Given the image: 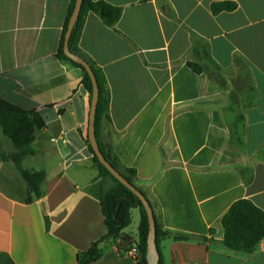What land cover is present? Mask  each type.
<instances>
[{
  "label": "crops",
  "instance_id": "1",
  "mask_svg": "<svg viewBox=\"0 0 264 264\" xmlns=\"http://www.w3.org/2000/svg\"><path fill=\"white\" fill-rule=\"evenodd\" d=\"M95 1L122 9L113 27L90 13L79 44L111 96L99 138L136 172L165 233L160 264H264V241L231 251L222 224L241 199L264 211V0ZM224 2L237 8L215 14ZM70 3L0 0V99L46 124L23 161L46 173L41 198L28 203L20 170L0 158V264H77L107 233L92 192L110 185L90 150L91 95L57 57ZM16 151L0 129V155ZM138 244L128 227L90 264H140Z\"/></svg>",
  "mask_w": 264,
  "mask_h": 264
},
{
  "label": "trees",
  "instance_id": "2",
  "mask_svg": "<svg viewBox=\"0 0 264 264\" xmlns=\"http://www.w3.org/2000/svg\"><path fill=\"white\" fill-rule=\"evenodd\" d=\"M76 2L77 0H71L64 26L61 48L57 57L81 70L83 74L82 84L90 93L92 100L93 84L88 72L82 65L72 61L64 53L65 37L70 20L75 11ZM236 8L237 5L235 3L229 2L217 3L212 7L215 14L222 11H234ZM90 13L98 15L105 24L113 27L122 16V9L102 1L84 0L81 13L71 33L69 47L71 52L82 57L90 64L99 84L100 96L97 105L95 126L96 138L100 149L107 161L119 171L125 179L137 187L135 183V170L123 169L119 159L113 151L112 145L102 143L99 138L103 123L105 121H110L109 107L111 96L107 88L105 75L79 48L85 22ZM188 65L198 74L203 73L205 70V67L200 64L188 63ZM45 125L44 120L35 111L23 110L0 99V129H2L4 134L13 141L17 149L16 153L12 156L8 157L5 154H1L0 158H11L20 170L24 180L29 186L28 203H32L35 199H39L43 196L44 193L41 187L46 179V173L44 171L37 172L25 170L23 168V161L27 156L34 153L32 143L35 140L36 132L38 129H43ZM90 150L94 155V165L98 169L100 177L104 182L108 181L110 185L109 188H105L102 185L92 189V192L101 202L107 233L99 241L95 242L87 252L79 256L77 264H90L99 260L101 257L99 244L106 239L122 237L123 231L132 223V210L134 208H138L141 214L138 244L140 264H149L147 258L149 220L145 207L131 190L118 181L107 168L99 162L91 146ZM138 189L141 191L140 188ZM222 224L225 230L224 245L231 251L251 254L255 252L264 241V211L248 199L236 201L224 215ZM156 235L157 244L159 246L160 239L165 233L161 231L157 223ZM175 238L180 240L191 239L190 236L184 235H177Z\"/></svg>",
  "mask_w": 264,
  "mask_h": 264
},
{
  "label": "water",
  "instance_id": "3",
  "mask_svg": "<svg viewBox=\"0 0 264 264\" xmlns=\"http://www.w3.org/2000/svg\"><path fill=\"white\" fill-rule=\"evenodd\" d=\"M83 1L84 0H77V2H76L75 11H74L73 16L70 20L68 31H67V34L65 37L64 53L69 59H71L72 61H74L80 65H82L85 68V70L88 72V74L92 80L93 95H92V110H91V116H90V129H89L90 144H91V147H92L96 157L98 158L99 162L104 167H106L107 170L118 181H120L129 190H131L133 192V194H135L139 198L142 205L145 207L147 215H148V220H149V236H148V255H147V258H148L149 264H160V252L158 249L157 235H156V219H155V214H154L153 208H152L149 200L145 197V195L137 187H135L127 179H125L124 176L119 171H117L107 161V159L103 155V153L100 149V146L98 144L97 138H96V126H95L97 105H98L99 96H100L99 84H98L97 78H96L90 64L85 59H83L82 57L71 52L70 47H69V40L71 37V33L73 31L75 22L81 13Z\"/></svg>",
  "mask_w": 264,
  "mask_h": 264
},
{
  "label": "rangeland",
  "instance_id": "4",
  "mask_svg": "<svg viewBox=\"0 0 264 264\" xmlns=\"http://www.w3.org/2000/svg\"><path fill=\"white\" fill-rule=\"evenodd\" d=\"M105 183L109 184L108 181H106ZM139 223H140V212L138 208H134L132 210V223L129 226V230H131L132 233H134V235L138 234Z\"/></svg>",
  "mask_w": 264,
  "mask_h": 264
},
{
  "label": "built area",
  "instance_id": "5",
  "mask_svg": "<svg viewBox=\"0 0 264 264\" xmlns=\"http://www.w3.org/2000/svg\"><path fill=\"white\" fill-rule=\"evenodd\" d=\"M129 255H130V256H133V257L138 256V255H139V249H138L137 247L132 248V249L129 251Z\"/></svg>",
  "mask_w": 264,
  "mask_h": 264
}]
</instances>
